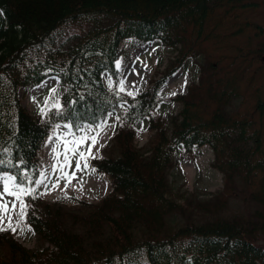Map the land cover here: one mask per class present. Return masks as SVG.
<instances>
[{
    "label": "trees",
    "instance_id": "16d2710c",
    "mask_svg": "<svg viewBox=\"0 0 264 264\" xmlns=\"http://www.w3.org/2000/svg\"><path fill=\"white\" fill-rule=\"evenodd\" d=\"M263 9L264 0H0V174L35 179L56 124L72 123L77 134V124L120 117L117 155L90 161L109 176L108 195L76 208L26 197L25 223L39 245L29 249L0 232V264H264V19L254 17ZM123 39L159 40L176 54L135 96L118 92ZM211 47L221 66L200 65L166 124L156 116L162 89L187 59ZM50 76L64 89L63 114L34 117L17 90ZM244 88L247 110L228 111ZM145 124L153 136L141 148L134 137ZM204 144L223 187L178 203L169 172ZM233 197L250 209L224 215ZM176 214L182 222L171 226Z\"/></svg>",
    "mask_w": 264,
    "mask_h": 264
},
{
    "label": "rangeland",
    "instance_id": "374dc122",
    "mask_svg": "<svg viewBox=\"0 0 264 264\" xmlns=\"http://www.w3.org/2000/svg\"><path fill=\"white\" fill-rule=\"evenodd\" d=\"M254 17L258 19H264V9L262 13L258 11L254 14ZM264 22V20H263ZM120 48L123 49V53L117 60L120 62L121 79L125 81L126 91L135 92L136 95L142 90L146 89L149 84L166 69L170 61L175 58V51H172L168 47H164L160 44L159 40H153L146 42L143 45H135L130 39H125L120 42ZM205 55L198 56L194 59H187L184 65L174 72L172 77L167 81L165 87L162 90L163 101L157 109L156 116L162 117L166 124H169L171 119L179 110L180 103L175 101V97L179 94H184L190 83L197 82L199 78V67L202 63L212 60L214 66L219 68L220 63L215 62V57L218 58V53L211 47V54L209 50H205ZM116 61V63H117ZM102 80L106 86H109V80L105 73L102 74ZM57 89L56 98L63 90L56 77L51 76L47 78L41 85L33 88L32 90L25 92L23 88H18L17 95L21 101V105L29 111L33 116H39L40 107L43 106L45 98L52 95L51 90ZM244 88L242 97L233 101L227 106V110L230 112H244L247 110V106L250 101V95ZM239 90V88H238ZM175 92L176 95H171ZM115 116H108L107 134L100 140L102 147L98 146V158L105 156H116L118 150L113 145L112 136L115 127ZM65 125V124H64ZM64 125H60L59 129H55L56 136L67 133L69 129ZM88 126V125H84ZM81 134V133H80ZM50 136H53V132ZM56 136H53V140L49 143V138L46 141L44 147L39 153V165L40 171L49 169L50 165L54 163L52 149L57 147ZM153 136V130L145 127L141 130L136 138L135 143L137 146L144 144L146 147ZM93 152H97V148L93 149ZM213 159V153L209 146L203 145L196 149V156L187 161L178 160L174 164L173 168L169 172V181L173 190V195L178 203H184L183 199L187 195H197L199 198L210 197L212 193L219 191L223 187L222 174L211 166ZM75 162L73 161V168ZM83 179V183L92 181L93 185L90 188L81 191L77 188L80 186L79 180ZM54 179V178H53ZM64 182H61V192H55L59 188L48 192L44 186L37 189V196L49 202H61L67 207L76 208L80 207L79 201H85L90 204L99 203L107 193L111 190V184L108 176L103 173L81 172L77 173V179L73 180L72 187L64 189ZM84 185V184H83ZM51 188V183H49ZM2 190V185H0ZM39 193H46L39 195ZM7 200H11L12 197H5ZM250 204H244L237 200L236 197L230 198L227 202V207L223 214L226 216L233 214H241L246 209H250ZM217 215H219L217 213ZM221 215V214H220ZM182 219L180 214L172 215L169 217V223L171 226L179 224ZM205 218H202V220ZM15 223V220L13 221ZM13 236L20 241V243L28 248H36L38 241L34 235L32 229L21 223L20 229L13 233Z\"/></svg>",
    "mask_w": 264,
    "mask_h": 264
},
{
    "label": "snow or ice",
    "instance_id": "6c2138e0",
    "mask_svg": "<svg viewBox=\"0 0 264 264\" xmlns=\"http://www.w3.org/2000/svg\"><path fill=\"white\" fill-rule=\"evenodd\" d=\"M117 69H120L121 64L119 61L116 63ZM109 88H112V81L109 80ZM126 91L125 81L121 79L118 82V92L123 93ZM52 95L45 98L43 106L40 107L42 116L47 117L52 110H55L54 115L63 114V106L58 98H56L57 89L51 90ZM128 96H135L136 93L128 91ZM171 95H176L175 92ZM123 107V105H122ZM111 116V113L108 114ZM117 120L120 117H116ZM72 123H66L65 128L69 129L67 133L56 136L55 129H59V124L55 125L53 136H56L57 147L52 149L54 163L50 165L49 169L42 170L38 173L37 177H33L28 173H23V179H19L15 175L3 173L0 174V232L11 231L13 233L20 229L21 223L26 220L27 209L29 207L26 202V197L33 199L37 198V189L44 186L50 192L56 188H60L63 181L64 189L72 187L73 180L77 179V173L91 171L95 173V169L91 167L90 161L98 158V146L102 147L100 140L107 134L110 127L107 121H101L94 126L75 125L78 132L77 135L72 131ZM53 136L49 137V143L52 142ZM97 148V152L93 149ZM73 161L75 167L73 168ZM10 164V162H8ZM23 163V161H21ZM5 164V161L0 160V165ZM54 178V179H53ZM83 179L79 180L80 190H83ZM51 183V188H49ZM46 193H39L44 195ZM5 197H12L11 200ZM15 220V223L13 222Z\"/></svg>",
    "mask_w": 264,
    "mask_h": 264
},
{
    "label": "bare ground",
    "instance_id": "6f19581e",
    "mask_svg": "<svg viewBox=\"0 0 264 264\" xmlns=\"http://www.w3.org/2000/svg\"><path fill=\"white\" fill-rule=\"evenodd\" d=\"M84 185H83V190L84 189H87V188H90L92 185H93V182L92 181H88V182H85V183H83ZM77 188L78 189H80V186H77ZM82 190V191H83ZM61 191H63L61 188H59L58 190H56L55 192H61Z\"/></svg>",
    "mask_w": 264,
    "mask_h": 264
}]
</instances>
